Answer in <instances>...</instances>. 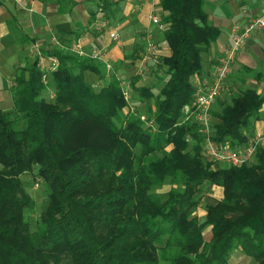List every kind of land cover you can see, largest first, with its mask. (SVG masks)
Wrapping results in <instances>:
<instances>
[{
    "label": "trees",
    "instance_id": "obj_1",
    "mask_svg": "<svg viewBox=\"0 0 264 264\" xmlns=\"http://www.w3.org/2000/svg\"><path fill=\"white\" fill-rule=\"evenodd\" d=\"M204 4L159 0L169 53L160 59L165 82L150 126L125 110L117 76L97 88L84 81L86 71L104 79L95 58L52 42L41 51L57 59L56 70L43 73L34 59L16 74L13 111L0 108V264H229L237 247L264 264V146L251 164L214 168L203 160L200 126L182 122L195 95L190 80L203 78L204 51L220 36ZM138 79L133 91L150 100L154 86ZM255 80H264L261 72ZM263 105L264 93L245 88L215 114L218 122L211 110V140L243 148V131ZM34 169L48 194L31 231L25 212L34 203L21 177ZM167 181L175 186L162 199L154 190ZM204 184L221 188L222 198L200 220Z\"/></svg>",
    "mask_w": 264,
    "mask_h": 264
},
{
    "label": "crops",
    "instance_id": "obj_2",
    "mask_svg": "<svg viewBox=\"0 0 264 264\" xmlns=\"http://www.w3.org/2000/svg\"><path fill=\"white\" fill-rule=\"evenodd\" d=\"M204 9L210 23L220 30V36L204 51L206 62L201 79L208 76L217 59L230 47L232 33L244 27L247 16L264 14V0H205ZM165 14L159 0H0V108L4 112L13 111L10 89L16 74L34 60L30 54L33 44L49 48L51 39L57 38L53 44L63 51L74 45H80L89 54L92 50L99 51L97 60L105 70L104 79L88 71L83 73V79L87 84L101 86L109 81L110 74L119 80L127 74L130 78L135 76L148 34L158 45L157 57L168 55L163 31L150 19L156 16L161 21ZM110 32H117L119 41L111 40ZM246 68L251 71L264 68V29L245 42L234 61L227 86L240 84L235 75ZM250 83L257 85V93H264V80L251 79L245 86ZM262 115L264 105L258 118L252 121L250 131H243L248 142L264 141ZM213 191L222 195L219 187H213Z\"/></svg>",
    "mask_w": 264,
    "mask_h": 264
},
{
    "label": "built area",
    "instance_id": "obj_3",
    "mask_svg": "<svg viewBox=\"0 0 264 264\" xmlns=\"http://www.w3.org/2000/svg\"><path fill=\"white\" fill-rule=\"evenodd\" d=\"M151 22L160 31L165 30V26L156 17L152 16ZM264 29V14L262 15H248L244 27L240 31H235L231 35L232 43L230 47L221 55L216 64L212 67L207 77L204 79L195 78V95L192 102L185 105L182 110L183 120L194 121L199 128L200 134L205 138L204 141V154L207 159L213 164H223L227 167H240L244 164H249L255 154V143L249 142L243 148L231 149L228 145H218L211 140L210 130V108L212 104L219 98L226 87L228 78L232 73L234 61L238 53L243 48L247 39L255 32ZM109 37L113 41H119L117 32H110ZM53 43H57L55 38H52ZM158 50V45L154 43L152 34L146 37L145 51L139 59L137 67V75H142L143 70L153 60ZM70 51L78 57L90 56L95 59L99 58V51L92 50L91 53H86L80 45H74ZM33 59L38 60V65L41 72H52L57 69L58 61L55 57H50L44 60L41 47L38 43L33 44L31 51ZM45 61L47 62L45 64ZM46 82V77L43 78ZM99 87L95 85V88ZM128 87V85L126 86ZM124 89V88H123ZM125 100L128 101L129 94L126 90L123 92ZM141 121H147L144 117L140 118ZM151 122L147 124L150 126Z\"/></svg>",
    "mask_w": 264,
    "mask_h": 264
},
{
    "label": "rangeland",
    "instance_id": "obj_4",
    "mask_svg": "<svg viewBox=\"0 0 264 264\" xmlns=\"http://www.w3.org/2000/svg\"><path fill=\"white\" fill-rule=\"evenodd\" d=\"M71 48V47H70ZM68 48L67 50H70ZM61 50V49H60ZM63 51V50H62ZM158 53V50H157ZM157 53L153 60L146 66V68L143 70L142 75H138V81L136 82L137 85H145V86H150L153 85V97L149 100H144V98L140 97L138 95V92L133 91L132 86L133 84L130 83L131 78L129 77L130 74H127L126 78L123 80L120 79L119 83L121 88L123 87V91L126 90L129 94L128 97V106L125 109L127 112L128 110H131L134 112L135 115H137L139 118L144 117L147 123L143 121L145 124H149V113L150 111L154 110V101L156 98L160 97V90L162 86L164 85L165 78L162 74V71L160 69V59L161 57H157ZM86 57V56H84ZM90 57V56H89ZM44 60H48L50 57H45L43 56ZM205 58H203L204 60ZM141 60V59H140ZM203 68H205V62L203 61ZM247 69V68H246ZM259 71V70H258ZM137 72V70H136ZM257 71H252L248 72L247 70H242L240 72V75H235V78L240 84L233 85V86H227L225 87L224 91L222 92L221 96L216 99L214 104H212L209 114L212 110V115L211 121L212 122H218V119L216 120L217 117H215V114H220L224 107L227 105L231 104V99L241 93V91L245 88H250V89H258L257 85L250 83L248 86H245V83L249 80L255 79ZM259 72L262 73L264 77V68H262ZM137 74V73H136ZM109 81L111 79V74L108 76ZM250 78V79H249ZM125 80V81H124ZM195 79H191L190 81L193 83ZM107 81V82H109ZM128 85V87H126ZM257 92V90H256ZM44 96H48V98L53 99L54 98V92L51 90H47L45 92ZM3 108H5L3 106ZM125 113V111H124ZM264 116V115H262ZM214 118V119H213ZM141 120V119H140ZM252 125V124H251ZM251 125L249 130L251 129ZM255 143V152L258 146H264V141L262 140H255L251 141ZM250 142V143H251ZM247 142L246 144H248ZM231 149L232 148L229 143L227 144ZM167 150H170V148H167ZM255 156V154H254ZM203 160L207 163L209 161L205 158V154H203ZM214 168H227V166H224L223 164H213L212 162L210 163ZM251 164V163H249ZM25 192L30 196V198L33 200L34 206L32 209L28 210L25 212V221L28 223L29 228L31 231H34L36 229V225L39 222L40 215L46 210L47 207V188L45 184L43 183L42 179L36 176V170L34 169L33 172L27 173L21 177ZM175 185L172 184V182L167 181L164 186L161 188H158L154 190V193L158 194L162 199L165 198V194L170 190V188L174 187ZM213 187L215 186H210L208 184H204L200 191L196 194V199L199 202V207L196 210L195 215L198 216L200 220L203 219V216L205 215L204 208L205 206H212L215 205L216 202H218L221 198L222 195L220 192H214ZM209 228L205 229L203 233V239L205 242H208L210 239L211 232L207 231ZM229 264H255V261L252 258H247L244 257L241 249L239 247L235 248L233 250V253L231 255V258L229 260Z\"/></svg>",
    "mask_w": 264,
    "mask_h": 264
}]
</instances>
